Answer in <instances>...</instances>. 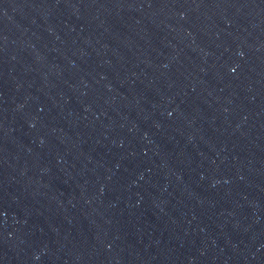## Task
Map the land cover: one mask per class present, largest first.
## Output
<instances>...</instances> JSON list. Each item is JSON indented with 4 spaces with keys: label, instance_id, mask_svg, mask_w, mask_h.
I'll return each mask as SVG.
<instances>
[{
    "label": "water",
    "instance_id": "95a60500",
    "mask_svg": "<svg viewBox=\"0 0 264 264\" xmlns=\"http://www.w3.org/2000/svg\"><path fill=\"white\" fill-rule=\"evenodd\" d=\"M0 264H264V0H0Z\"/></svg>",
    "mask_w": 264,
    "mask_h": 264
}]
</instances>
